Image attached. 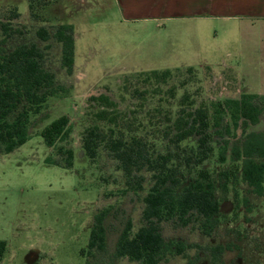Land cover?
I'll list each match as a JSON object with an SVG mask.
<instances>
[{
  "label": "rangeland",
  "instance_id": "1",
  "mask_svg": "<svg viewBox=\"0 0 264 264\" xmlns=\"http://www.w3.org/2000/svg\"><path fill=\"white\" fill-rule=\"evenodd\" d=\"M0 6L17 7L21 14L19 25L26 28L24 35L15 36L5 48L12 50L32 43L44 48L49 44L43 65L55 74L57 85L62 87L48 100L42 114L33 119L31 139L12 153L0 156V241L8 246L1 264H138L127 258L117 259L113 252L129 219L133 233L141 226L142 199L152 185L150 174L143 172V191L123 195V173L108 153L100 149L95 162L85 156L81 138L91 125L86 115L88 98L105 93L118 102L121 111L135 110V117L143 124L140 135L160 130L156 146L164 152L167 141L160 140V136L170 125L168 116H175L178 101L185 93L196 106L202 101L237 98L242 92L259 93L264 69L258 67L253 48L264 24L242 25L236 42L225 36L224 26L222 30L218 27L216 42L222 51L217 63L208 65L200 62L202 45L193 23L174 22L157 28L153 24L123 22L113 0H57L43 11L46 23L30 19L28 0H0ZM56 25L71 27L75 35L72 76L61 67V46L53 40L42 42L36 36L40 26ZM227 50L238 59L227 58ZM223 60L227 65L239 66L235 71L243 78V85L234 71L225 68ZM190 67L195 68L192 73L187 70ZM176 69L180 71L160 87L157 95L154 86L143 82L140 75ZM126 79L130 93L137 88L147 92L143 108L139 107L140 97L123 90ZM182 82L186 84L182 86ZM173 87L174 99L169 93ZM62 115L69 117L73 129L69 141L62 143L74 151L72 168L47 163V159L56 158V152L38 135L45 125ZM252 130H264V117ZM215 164L216 156L206 165L213 169ZM240 188L248 203L231 223L221 224L210 238L197 225L177 228L163 223L165 240L182 242L187 259L172 254L162 264H212L209 249L218 245L230 248L218 264H264V196L257 197L246 185ZM228 198L232 200L233 195ZM105 208H112L106 219L108 250L86 255L94 217ZM226 208L230 214L231 207Z\"/></svg>",
  "mask_w": 264,
  "mask_h": 264
},
{
  "label": "trees",
  "instance_id": "2",
  "mask_svg": "<svg viewBox=\"0 0 264 264\" xmlns=\"http://www.w3.org/2000/svg\"><path fill=\"white\" fill-rule=\"evenodd\" d=\"M56 1L29 0L30 19L46 23L43 11ZM19 21L21 14L17 7L0 6V156L12 153L31 139L33 119L40 116L48 100L62 90L55 74L43 65L46 52L51 48L49 44L44 48L34 43L12 50L5 48L15 36L26 33ZM36 36L42 42L53 40L61 46V67L72 76L75 70L73 29L65 25L40 26ZM206 68L211 70L209 66ZM187 70L192 73L195 68ZM178 71L180 69L140 75L143 82L154 86L157 95L160 87ZM128 82L126 79L123 90L140 97L139 107L143 108L147 92L137 88L130 93ZM181 84L184 86L186 82ZM169 93L174 99L176 88H171ZM178 108L174 117L168 116L170 125L160 136V140L167 141L166 150L159 152L156 143L160 130L156 134L140 135L143 124L135 117V110L121 111L118 102L105 93L88 98L86 115L91 125L81 138L85 156L95 162L100 149L108 153L123 173V195L144 190L143 172L150 174L152 183L142 199L141 226L133 233L129 219L118 237L113 252L117 259L127 258L138 264H162L172 254L187 259L182 242L165 240L163 223L177 228L197 225L200 232L210 238L221 224L231 223L233 216L248 203L242 196V185L249 187L257 197L264 196V130H252L264 117V95L242 92L237 98L202 101L196 106L185 93L178 101ZM72 132L67 115L38 132L44 143L56 152V158L47 159V163L72 168L74 151L62 145L69 141ZM236 139L239 141L233 143ZM215 156L216 168L210 169L206 164ZM230 194L232 200L228 198ZM226 207H231L230 214ZM111 209H102L95 215L86 255L107 252L106 219ZM7 250V243L0 241V264ZM229 250L222 245L210 248L212 264H218Z\"/></svg>",
  "mask_w": 264,
  "mask_h": 264
},
{
  "label": "crops",
  "instance_id": "3",
  "mask_svg": "<svg viewBox=\"0 0 264 264\" xmlns=\"http://www.w3.org/2000/svg\"><path fill=\"white\" fill-rule=\"evenodd\" d=\"M113 2L123 22L153 24L157 28L174 22L193 23L199 43L202 45L200 62L208 65H215L218 53L222 51L216 42L220 34L218 27L222 30L224 26L225 36L227 38L230 36L229 40L234 42L235 36L241 35L242 25L264 24V0H113ZM253 49L258 67L264 69V31L258 36L256 47ZM227 52V58L236 57L232 51ZM240 54L242 55V52ZM223 63L226 69L234 71L238 82L243 85V78L235 71L239 66L227 65L226 61ZM261 86L262 89L256 94L264 95V83Z\"/></svg>",
  "mask_w": 264,
  "mask_h": 264
}]
</instances>
